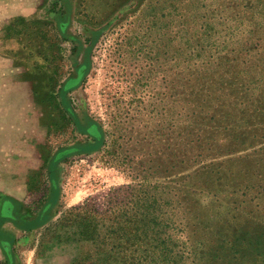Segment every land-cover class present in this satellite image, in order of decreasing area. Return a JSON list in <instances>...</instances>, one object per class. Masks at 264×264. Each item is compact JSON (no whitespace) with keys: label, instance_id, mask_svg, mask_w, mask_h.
Instances as JSON below:
<instances>
[{"label":"rangeland","instance_id":"374dc122","mask_svg":"<svg viewBox=\"0 0 264 264\" xmlns=\"http://www.w3.org/2000/svg\"><path fill=\"white\" fill-rule=\"evenodd\" d=\"M233 3L0 0V201H17L23 227L0 224L13 264H87L85 245L40 252L47 223L36 222L47 203L55 201L49 223L85 202L103 210L139 177L165 185L183 175L184 60L202 61L181 54L182 16L197 15L187 36L208 34L202 45L213 50L203 58L215 48L229 54L224 43L264 14L239 7L241 25ZM0 264H8L1 248Z\"/></svg>","mask_w":264,"mask_h":264},{"label":"trees","instance_id":"16d2710c","mask_svg":"<svg viewBox=\"0 0 264 264\" xmlns=\"http://www.w3.org/2000/svg\"><path fill=\"white\" fill-rule=\"evenodd\" d=\"M233 2L232 12L254 7L264 13V0ZM256 14L241 38L224 43L229 54L215 48L211 58L202 57L213 50L202 45L209 46L208 34L187 36L184 28L196 24L197 15L181 17V54L202 61L184 60L183 175L165 185L139 177L103 210L85 202L49 223L55 201L47 203L36 222L47 223L40 252L53 243L81 244L87 264H264V14ZM230 17L241 25L245 18L240 12ZM17 206L2 197L0 224L23 229ZM0 248L13 264L10 241L0 239Z\"/></svg>","mask_w":264,"mask_h":264}]
</instances>
